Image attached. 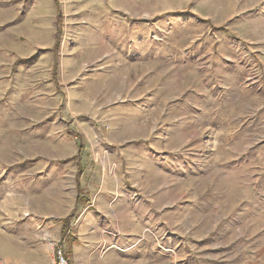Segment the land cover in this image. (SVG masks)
I'll return each instance as SVG.
<instances>
[{
    "label": "rangeland",
    "instance_id": "374dc122",
    "mask_svg": "<svg viewBox=\"0 0 264 264\" xmlns=\"http://www.w3.org/2000/svg\"><path fill=\"white\" fill-rule=\"evenodd\" d=\"M109 10L110 55L92 34ZM125 16L159 29L157 64L128 70ZM145 155L160 171L140 172ZM48 156L74 173L64 194L78 205L30 263L60 248L68 264H264V0L1 3L0 186L36 161L56 165ZM93 177L121 191L99 194ZM158 177L170 186L156 195ZM104 202L144 207L133 214L145 222L97 212ZM92 211L103 218L86 229Z\"/></svg>",
    "mask_w": 264,
    "mask_h": 264
},
{
    "label": "crops",
    "instance_id": "0c3cea01",
    "mask_svg": "<svg viewBox=\"0 0 264 264\" xmlns=\"http://www.w3.org/2000/svg\"><path fill=\"white\" fill-rule=\"evenodd\" d=\"M5 1L6 0H0V4H4ZM132 9L134 13H139L137 12L139 9H135V7ZM120 16L124 17L122 15ZM106 17L103 31L100 32V29L94 27L92 34L95 36H102L103 46L106 48L105 52L110 55L113 37L118 34L114 33L112 29L111 10L107 12ZM141 18L137 19L133 16H125L127 21L132 20L133 22H128V26L124 25L126 33L122 31L119 33L120 37H122L121 35L123 34L126 35V38L124 36V39H120V44L118 46L122 52H125L123 59L128 70L134 67L137 68V66L144 67L148 62H150V64H157L159 60L160 45L158 40L154 39V35H159V29L154 30L153 28L145 27L142 22L144 18ZM149 37L150 39L145 41V39ZM93 80L94 79H92V81ZM104 84L107 85V83ZM50 138L51 135L49 134L47 139ZM119 156L123 158L122 155ZM118 159V157H113L112 159L116 165L119 162L116 161ZM46 161H48L49 164L54 163L56 165H44L41 167L43 163L41 161H36V165H33L29 172L27 171L23 174L17 173L14 181L11 176H6L4 178V184L0 186V239L3 238L7 240V250L0 246V257L7 260L8 264H36L30 263V261L33 259L36 260L37 257L39 259L47 258L49 252L43 238L50 232V229L54 227L52 222H58L60 221L59 219H63V214L61 212L64 210L65 206H68L67 210L69 211L74 208L73 206L78 205L76 200L67 203L65 198L64 187L68 186L70 179L73 181L72 178L74 173L69 170L65 171L63 166H61L63 163L58 165V163L63 162V156H48ZM138 162L141 164L139 168L141 173H146L147 168L152 164L156 165L159 170L158 164L153 162L147 155L143 156L141 159L139 158ZM17 180L18 182L26 181V185L22 183V186H10L14 185ZM93 180L99 181V184L96 186L99 189V194L101 193L103 195L106 192H110L113 190L112 188H114L116 194L121 191L119 179L118 181L117 179L115 180L116 184L114 187L113 182H109L108 179L93 177ZM165 181H168L167 178H165ZM165 181L161 184L159 177L157 178L154 185L156 195H158L161 188H169L170 182ZM72 189H75V186L72 187ZM155 203L157 202L155 201ZM47 204H49L48 207ZM130 208L132 207L126 204L110 203L106 205L104 202V205L100 204L97 212L100 210L123 213L122 218H120L124 221L129 220L131 223L130 228L141 227L145 222L144 218L140 215L142 220L136 219L137 216L133 214V212L142 211L141 208L144 207L135 206V210L131 211L132 213L129 212ZM149 208L147 211H152L150 206ZM100 218L103 217H98L93 211L92 213L88 212L84 219L85 221H83L84 227L86 229L94 228L98 225ZM107 225L114 227V225H117V221L111 219L110 223ZM35 249H37V253L34 252ZM137 261H139L137 263H143V259ZM34 262H37V260Z\"/></svg>",
    "mask_w": 264,
    "mask_h": 264
},
{
    "label": "built area",
    "instance_id": "2783aa9c",
    "mask_svg": "<svg viewBox=\"0 0 264 264\" xmlns=\"http://www.w3.org/2000/svg\"><path fill=\"white\" fill-rule=\"evenodd\" d=\"M0 264L3 263L0 261ZM52 264H68V261L60 248L55 249Z\"/></svg>",
    "mask_w": 264,
    "mask_h": 264
}]
</instances>
